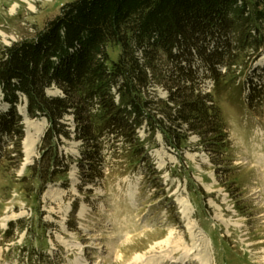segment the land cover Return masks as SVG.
Listing matches in <instances>:
<instances>
[{"label":"trees","instance_id":"obj_1","mask_svg":"<svg viewBox=\"0 0 264 264\" xmlns=\"http://www.w3.org/2000/svg\"><path fill=\"white\" fill-rule=\"evenodd\" d=\"M263 52L264 0L66 2L33 36L0 47V102L9 105L0 107V159L22 158V96L29 116L48 123L22 178L40 193L69 183L72 160L60 147L73 138L90 147L93 172L106 140L121 142L133 162L157 134L175 149L198 135L218 153L228 137L221 95L251 111L264 106V66L253 65ZM52 86L61 94L49 95Z\"/></svg>","mask_w":264,"mask_h":264},{"label":"rangeland","instance_id":"obj_2","mask_svg":"<svg viewBox=\"0 0 264 264\" xmlns=\"http://www.w3.org/2000/svg\"><path fill=\"white\" fill-rule=\"evenodd\" d=\"M69 1L0 0V47L33 36ZM108 52L116 60L120 50ZM253 65L264 66V52ZM219 104L228 137L218 153L198 135L175 149L157 134L133 162L121 142L106 140L93 172L90 147L73 138L60 147L72 160L69 183L40 193L22 178L48 123L29 116L22 96V158L0 159V264H130L137 255L143 264H264V106L251 111L227 95Z\"/></svg>","mask_w":264,"mask_h":264},{"label":"bare ground","instance_id":"obj_3","mask_svg":"<svg viewBox=\"0 0 264 264\" xmlns=\"http://www.w3.org/2000/svg\"><path fill=\"white\" fill-rule=\"evenodd\" d=\"M29 133H28V135H27V141H29V138L30 139H32L31 137H29ZM33 141V140H32ZM26 144H28V143H26ZM29 151V150H28ZM169 239V240H168ZM170 241V238H167V240H165V243H167V242H169ZM169 256V255H168ZM176 257H175V254H173V253H171V255H170V259H175ZM130 264H143V262H142V259H141V257H140V255H137V256H135L134 257V260L132 261V262H130ZM146 264H150V263H146Z\"/></svg>","mask_w":264,"mask_h":264}]
</instances>
